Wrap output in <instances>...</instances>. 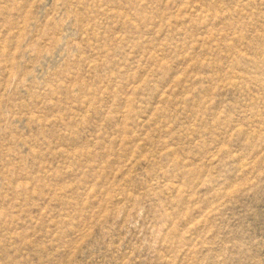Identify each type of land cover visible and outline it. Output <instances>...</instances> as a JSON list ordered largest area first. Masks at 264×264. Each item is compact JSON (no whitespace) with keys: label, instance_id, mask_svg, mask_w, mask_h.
I'll use <instances>...</instances> for the list:
<instances>
[{"label":"rangeland","instance_id":"obj_1","mask_svg":"<svg viewBox=\"0 0 264 264\" xmlns=\"http://www.w3.org/2000/svg\"><path fill=\"white\" fill-rule=\"evenodd\" d=\"M0 264H264V0H0Z\"/></svg>","mask_w":264,"mask_h":264}]
</instances>
